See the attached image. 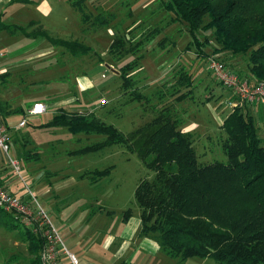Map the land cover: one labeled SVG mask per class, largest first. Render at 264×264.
I'll return each instance as SVG.
<instances>
[{"label":"rangeland","instance_id":"1","mask_svg":"<svg viewBox=\"0 0 264 264\" xmlns=\"http://www.w3.org/2000/svg\"><path fill=\"white\" fill-rule=\"evenodd\" d=\"M53 1L56 0L9 3L11 7L7 10L5 21L12 22L8 16L15 8L21 14L17 24L27 23L29 19L36 21L37 27L31 28V32L45 31L52 38L74 40L89 47V50L83 54L78 52L69 54L68 49L45 40L42 44L32 43V35L27 38L17 33L9 35L5 31H0V99L9 100L10 106L18 108L29 104L36 95L45 99H51L62 93L65 96L68 92L71 93L74 85L77 91L75 97L79 102L76 103V107L67 110L92 114L93 111L97 112L102 108L103 111L97 113L106 123L114 127L122 125L123 128L130 130L132 126L148 121L158 110L156 107L160 103L156 92L158 86L150 87L155 85L158 74H154L156 70L148 57L152 58V62L157 60V57L153 58L154 54L158 57L162 56L163 59V55H166L163 49L168 47L169 38L175 36L178 43H182L178 44L181 48L178 47L179 51L174 56L178 59L174 58V62L171 61L173 65H170L164 58L162 70L171 67L169 71H175L179 68L176 66L177 60H180V63H183L181 66L189 69L198 83L194 81V90L180 103V108L175 110L172 107L174 115L179 120L181 118L184 120L188 116L193 119L197 116H206V119L209 117V109L203 100L208 91L220 92L221 86L219 83L216 84L217 80L205 69L206 57H196L195 49L190 42L186 43L183 37H178L189 36L185 25L173 20L172 12L166 9L164 2L167 0H86V6L81 1L83 12L88 16L85 21L78 10L75 11L67 6L68 9L63 13L64 11L53 4ZM43 3L48 5L46 12L38 8ZM145 4L147 5L144 6ZM100 6L105 10H100ZM99 13L104 14L107 22L96 25L92 22V18ZM106 14H109L108 17ZM33 35L41 36L39 33ZM199 36L208 41L204 49L207 56L216 54L219 61L232 73L250 81L254 80L248 77L245 55L213 53L216 44L211 38L210 31H200ZM116 37L124 39L123 49L131 50L121 54L109 51V44ZM160 51L163 52L162 55H157ZM115 53L119 57L114 58ZM139 54L147 55L143 59L145 65L142 67L145 75L138 70L139 61L141 62ZM132 60H135V68L132 71L134 73L130 75L132 85L153 81V84H145L142 88H138L141 93H146V99L131 100L128 92L131 88L125 89L121 85L122 80L118 75L120 66ZM147 62L149 66L146 65ZM2 70L5 72L2 73ZM199 77L200 79H196ZM81 78L91 84L80 90L82 94H77ZM171 78L173 77L170 76ZM169 80L167 81L170 82ZM206 84H214V87L206 88ZM147 86L150 89H147ZM59 89V95L56 93L52 95V92H57ZM160 90L166 94L169 92L164 88ZM231 99H235L234 96ZM169 101L166 99L165 104L171 107L174 101L171 104ZM53 112H55L54 108H48V111L34 118L23 116L26 118V124L15 130L21 141V144H15L16 155L12 151L11 139L14 135L11 139L7 137L8 155L15 158L20 167L22 181L17 178L16 183L26 197L25 201H22L29 204L37 203L44 209L66 250L69 247L65 239L61 238V233L68 230L73 232L74 240L79 243V253L84 261L90 260L91 264H107L106 260L111 258V252L107 248L117 244L113 239L121 238V232L133 226L132 221L125 224L128 218L122 220V215L126 209L130 212L136 209L133 200L134 187L139 180L150 179L153 172L144 166L134 151H128L123 144H113L85 154L67 155L66 150L73 151L81 144L83 146L84 143L95 142L102 137L91 134L84 141L81 137L85 135L73 134L62 125H45L51 119ZM12 114V117L7 119L8 123L20 118L18 112ZM261 114L253 115L264 142V113ZM218 133L211 134L208 140L193 139L192 145L198 163L225 162L226 158L220 150L223 132ZM20 137L23 139L21 140ZM42 144L47 147L40 146ZM36 146L41 150L39 151ZM36 149L37 158L35 155L24 156L25 152L31 151L32 154ZM0 155L1 165L9 167L5 154L0 151ZM109 165L111 166L104 176L95 180L90 177L94 170H102ZM10 213L17 216L13 211ZM76 254L75 257L80 262L79 254ZM29 258L31 255L26 251V245L19 233L0 227V264H28ZM142 261L143 259H140L139 264H142ZM144 264L217 263L211 258L200 261L193 257L181 263L167 257V259H147Z\"/></svg>","mask_w":264,"mask_h":264},{"label":"trees","instance_id":"2","mask_svg":"<svg viewBox=\"0 0 264 264\" xmlns=\"http://www.w3.org/2000/svg\"><path fill=\"white\" fill-rule=\"evenodd\" d=\"M73 4L87 20L81 0H73ZM165 7L172 12L173 20L185 25L196 57L207 56L204 49L208 41L201 39L199 32L209 30L216 44L213 53L245 55L249 78L264 83V0H167ZM104 17L96 14L92 22L100 25L106 21ZM46 38L73 54L89 50L74 40ZM123 44L124 39L116 37L109 51L121 54L131 50L123 49ZM117 54L114 58L119 57ZM134 68L135 60L120 66L121 85L131 88V100L146 99V93L130 80ZM188 86L189 75L179 68L167 94L156 90L160 103L153 117L128 134L81 112L61 113L46 125L59 124L104 136L80 152L119 143L137 154L153 172L150 179L139 180L133 190L139 209V235L152 236L167 256L178 261L193 257L211 258L217 264H264V142L255 117L240 106L233 107L219 126L225 162L200 164L192 135L181 131L173 108L165 104L166 99L178 102L187 97V92L180 89ZM34 151L24 156L37 158L38 152ZM109 167L94 170L90 177L95 180L104 176ZM10 212L0 208V227L19 233L31 255L28 264H42L44 239ZM129 215L130 210H124L122 220Z\"/></svg>","mask_w":264,"mask_h":264},{"label":"crops","instance_id":"3","mask_svg":"<svg viewBox=\"0 0 264 264\" xmlns=\"http://www.w3.org/2000/svg\"><path fill=\"white\" fill-rule=\"evenodd\" d=\"M5 1L6 0H0V31H5V33H7L9 35H13V34L17 33L19 35H24L27 38H29V36L32 35L33 38H31V39H32V43L34 42V44H36L38 42H39V44H42L43 40L50 42L48 40V38H46V36H48V35L46 34L45 31L44 32H41V31L40 32H31V28L37 27L35 25V22H36L35 20L29 19V21L27 20V23L25 22L26 24L24 22H22V25L17 24L16 22L21 19V14L15 8H13V10L10 12V14L8 16V18L12 19V22L11 21L10 22L5 21V18H7L6 15L8 13L7 10L9 9V7H11V4H9V3L28 2L29 0H7L8 2H5ZM81 1H82V4L83 3L85 4L86 0H81ZM166 2L167 1H165L164 4H166ZM53 4L58 5L61 8V11L62 12L64 11L63 13H65L66 10L68 9L67 6H69L71 9H74V10L76 9L75 5L73 4V0H56V1H53ZM146 5L147 4H145L144 6H146ZM84 6H86V4ZM38 8L41 10L43 9L46 12V10L48 9V5H47V3L46 4L43 3V4L39 5ZM100 8H101L100 10H103V11L105 10L104 7L100 6ZM98 10L99 9H97V11ZM30 23H33V24L30 26L29 25ZM23 24H25V25L23 26ZM132 25H134V22L132 23ZM19 28H22V30H20ZM185 30H186V28H185ZM33 33H39V34H41L42 37L39 35H33ZM187 35H188V33H187ZM38 37H39V39H38ZM178 37H181V38L183 37L182 39L183 40L185 39L186 43H189V41H190V38L189 37L187 38V36L185 37V36L181 35ZM176 38L177 37H175V36L169 38L168 47H165L163 49L164 53L166 54V55H163V57L165 58V60L168 61V64H170V65L171 64L173 65V62H174L173 59L175 58L174 56H176L175 53L179 51V48H181V47H179V45L182 44V43H178V39H176ZM181 38H180V42H181ZM161 52L162 51L158 52L157 55H160ZM219 53H221V52H219ZM69 54H71V52H69ZM140 56H141V54H139V57ZM146 56L144 54H142V56L140 58L141 62L139 61L138 70L141 72L144 71V68H142L143 65H145L143 63L144 62L143 59ZM154 57H157V60H160V61L156 60V61L152 62L153 61L152 58L150 56L148 57L149 61L151 59L150 63H152V66H154V69L156 70L154 74H158L157 80H155V82H156L155 85L150 86V87L158 86V88H156V89H163V88L167 89V87H169L171 84L172 85L174 84V82H175L174 76L176 74V71L179 68H183L184 71L189 75V86L186 88H181L180 92L186 91L187 92L186 95H189V93L194 90L193 87H194L195 75H193L189 69H186L185 67L181 66L183 63L181 64L180 60H177V63H176L177 64L176 66H178L179 68L176 69L175 71L174 70L169 71L171 69V67H169L168 70H162L163 64L165 63V60L162 61L164 59V58L162 59V56L158 57V56H155V54H154L153 58ZM175 59H178V58L176 57ZM167 61H166V63H167ZM171 61H173V62H171ZM146 65L149 66V63L147 62ZM205 69H206V66H205ZM206 70L209 71L208 69H206ZM4 72L5 71L2 70V73H4ZM130 73H134V72H130ZM143 74H144V72H143ZM170 76H172L173 78L170 79ZM196 79H200V77L196 78ZM167 80H169L170 82H168ZM80 81H81V83L78 85L79 88H78L77 94H82L80 92L83 90V88L84 87L87 88L91 84L86 79L81 78ZM0 82H1V80H0ZM195 82L198 83L197 80ZM217 83L218 82L216 81V84ZM145 84L146 85L153 84V81L149 80L147 83L145 81L144 83L139 84V85L134 84V86L137 87V89H138L139 87L142 88ZM213 85L214 84H210V85L206 84V88L210 87V89H211L212 87H214ZM60 89H59V91L57 90V92H52V95L55 93L59 95ZM71 89H72L71 93L68 92L67 95H65V96H63V93H62V95L52 97L51 98L52 100L48 99V98L45 99V98H42V97H39L36 95L35 98L30 101L29 104H27L23 107L18 106V108H14V107H12V105L10 106L11 103H9V100L0 99V124H2L5 127L7 137H10V139H11V138H13V135H14V138L11 139V141L14 142V143L12 142V146H13L12 151L14 152L15 155H16L15 147H17L16 145L19 143L21 144V141L19 140V137L15 132L16 129H19V128H16V125L21 120V118L25 115V110L27 108H29L33 102L39 101L45 105V108H46L45 112L48 111V108H54L55 112H53L54 114L52 115L51 119L54 116H57L61 113L64 115H70L69 112L70 111L72 112L73 110H67V109H69L71 107H76V103L79 102L78 101L79 99H77V97H75V95H76L75 93L77 91H76L74 85H72ZM147 89H150V88H148V86H147ZM231 97H232L231 93L227 92L226 90H223V88H221V87H220V92L215 93V91H208L206 97L203 100V103L205 105H207V107L209 109V112H210L209 117L206 119V116L205 117L197 116L195 119H193V117L188 116V117L184 118V120L181 118L180 119L181 131L190 133L192 135L193 139L194 138H201L203 140H208L210 138L211 134H214L215 132H217V133L220 132L221 129L219 126H220L223 118L226 116V114L231 110L229 107L226 106L225 102L227 100H231V101L234 100V99H231ZM55 98H58V99H55ZM185 98H183L182 100H180L178 102L174 101V104L171 107H174V109L177 110L178 108H180L179 105H180V103H182L183 100H185ZM170 99H171V97H170ZM171 103H172V101H171ZM240 107H241L243 112H247L251 115H253L254 113H258V114L264 113V104L243 103ZM101 109L102 108H99L98 111H103ZM105 110H108V109L105 108ZM13 112H18L20 115V118L17 121H13L11 123H8L7 119L12 117ZM97 112L95 110V111H93L92 114H89V115H91V117H93L97 120H100V121L106 123L105 120H103L101 117H99ZM42 114H39V115H42ZM39 115H35V116H31V117L29 116V117L34 118V117H37ZM261 115H263V114H261ZM51 119L48 122H50ZM89 119H92V118H89ZM107 124H110V123H107ZM24 125H22V126H24ZM57 125H59V124H53V126H57ZM138 126L137 125L135 127L132 126L130 130L128 128H123L122 125H120L119 127H115V128L119 132H121L122 134H125V133H129V132L133 131ZM64 127H66V126H64ZM67 129L73 134L80 133L82 135H85L82 137L80 136L82 138V140H84V141H86L88 139V135H91V134L101 136L102 138L100 140H102L104 137L103 135H100V134L85 133L83 131H73V130H70L69 128H67ZM218 135H220V134L218 133ZM20 139L22 140L23 137H20ZM100 140H98V141H100ZM75 141H77V139ZM95 142H97V141H95ZM9 143H10V141H9ZM91 143H94V142L92 141L89 143H84L83 146H81L82 145L81 144L76 149H73V151L72 150H66L65 153L69 156H72L71 154L77 155V154H85L88 152H93V151H85V152L79 151L80 149L84 148L85 146L90 145ZM115 144H119V143H115ZM111 145H113V144H111ZM111 145H106L104 147H108ZM40 146L47 147L45 144H42ZM32 147H34V146H32ZM104 147H102V148H104ZM37 148L39 151L41 150V149H39V147H37ZM102 148H100V149H102ZM100 149H98V150H100ZM38 150L36 149V152ZM95 151H97V150H95ZM1 161H2V159H1V155H0V186L2 188L6 189L8 192H11V193L17 195L21 200H24V198H26V197H25V195H23L21 193L22 190H21V188H19V185L16 183V182H18L17 178H15V176L12 175L9 167L6 168L5 166L1 165ZM109 166H111V165H109ZM20 196H22V197H20ZM102 210L103 209H101V211ZM129 221L133 222L132 228H130V229L127 228L124 231H122L120 234L121 238L113 239V240H115L114 243H117V244L116 245L113 244V246L111 245L107 248V250L111 252V258L106 260V262H108L107 264H139L140 259H143L142 264H144V261L147 259H155L156 260V258H158V259H167V257L170 258L159 248L156 240L152 236L139 235V209L137 206H136L135 211L130 212L128 219L124 223L126 224ZM72 233L73 232L68 231V230L66 232L61 233V238L65 239V242L67 243V245L69 247V249H67L68 252L72 253L74 256H76L77 255L76 253H78L79 259L81 260L80 262L78 261L80 264H91L92 262L90 260L84 261L83 257L80 255L79 249H78L79 243L76 240H74V235ZM75 258H77V257H75ZM173 259H175V258H173ZM197 259H200V258H197ZM203 259L204 258L200 259V261H202ZM57 261H58V264H68L69 263L68 258L65 254H59ZM184 261H186V260H184ZM184 261H179V262L182 263Z\"/></svg>","mask_w":264,"mask_h":264},{"label":"built area","instance_id":"4","mask_svg":"<svg viewBox=\"0 0 264 264\" xmlns=\"http://www.w3.org/2000/svg\"><path fill=\"white\" fill-rule=\"evenodd\" d=\"M206 69H208L220 86L228 90L234 100H227L226 106L232 109L241 106L243 103L264 104V83L262 81L244 79L227 69L219 61L216 54L206 56ZM46 110L42 102L36 101L25 110L27 117L44 113ZM26 118L22 117L16 128L24 125ZM9 144L5 127L0 124V151L6 156V163L10 167L13 176L22 181L18 161L8 155ZM0 208L6 211H13L19 217V221L31 229L32 232L40 234L44 238V245L40 254L42 264H58V255L65 254L68 264H79L75 256L68 252L61 243L60 237L52 227L44 209L37 203H26L17 195L8 192L0 186Z\"/></svg>","mask_w":264,"mask_h":264}]
</instances>
